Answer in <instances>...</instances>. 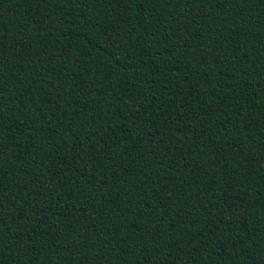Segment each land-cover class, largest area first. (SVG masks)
I'll use <instances>...</instances> for the list:
<instances>
[{"label":"trees","instance_id":"obj_1","mask_svg":"<svg viewBox=\"0 0 264 264\" xmlns=\"http://www.w3.org/2000/svg\"><path fill=\"white\" fill-rule=\"evenodd\" d=\"M0 264H264V0H0Z\"/></svg>","mask_w":264,"mask_h":264},{"label":"snow or ice","instance_id":"obj_2","mask_svg":"<svg viewBox=\"0 0 264 264\" xmlns=\"http://www.w3.org/2000/svg\"><path fill=\"white\" fill-rule=\"evenodd\" d=\"M87 2H91V0H87ZM180 2H184V0H173V3H180ZM5 91V88L0 85V95H2V93Z\"/></svg>","mask_w":264,"mask_h":264}]
</instances>
